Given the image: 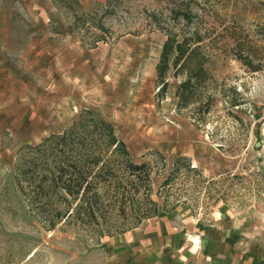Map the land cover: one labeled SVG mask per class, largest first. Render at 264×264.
<instances>
[{"label": "rangeland", "instance_id": "rangeland-1", "mask_svg": "<svg viewBox=\"0 0 264 264\" xmlns=\"http://www.w3.org/2000/svg\"><path fill=\"white\" fill-rule=\"evenodd\" d=\"M83 108L151 167L160 208L183 156L214 182L178 176L171 188L200 219H264V0H0V264H148L132 232L96 242L77 225L45 229L16 184L25 146ZM169 127L181 138L158 142Z\"/></svg>", "mask_w": 264, "mask_h": 264}, {"label": "trees", "instance_id": "trees-1", "mask_svg": "<svg viewBox=\"0 0 264 264\" xmlns=\"http://www.w3.org/2000/svg\"><path fill=\"white\" fill-rule=\"evenodd\" d=\"M151 18L156 20L154 15ZM169 39L167 34L165 45ZM95 45L96 41L91 46ZM161 56L160 61L166 57ZM158 65L157 71L162 69ZM166 88L163 82L159 90ZM25 149L28 153L16 161L14 177L28 211L45 229L77 225L98 242L102 236L132 230L158 213L151 167L131 157L112 123L97 110L83 108L67 128ZM192 175L207 180L206 187L213 188L211 178H204L192 161L176 156L157 189L165 210L190 202L187 194L171 188L178 176ZM119 218L128 223L118 222Z\"/></svg>", "mask_w": 264, "mask_h": 264}, {"label": "crops", "instance_id": "crops-1", "mask_svg": "<svg viewBox=\"0 0 264 264\" xmlns=\"http://www.w3.org/2000/svg\"><path fill=\"white\" fill-rule=\"evenodd\" d=\"M176 127L164 128L157 141L180 139ZM249 211L212 212L208 222L185 202L143 220L132 232L135 260L148 264H264V219ZM126 233V232H124ZM200 242V243H199Z\"/></svg>", "mask_w": 264, "mask_h": 264}]
</instances>
